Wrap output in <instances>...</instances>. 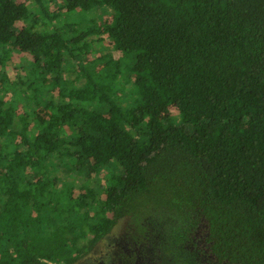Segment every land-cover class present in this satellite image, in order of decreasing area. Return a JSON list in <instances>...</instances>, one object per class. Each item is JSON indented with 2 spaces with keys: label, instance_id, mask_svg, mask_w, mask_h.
<instances>
[{
  "label": "trees",
  "instance_id": "16d2710c",
  "mask_svg": "<svg viewBox=\"0 0 264 264\" xmlns=\"http://www.w3.org/2000/svg\"><path fill=\"white\" fill-rule=\"evenodd\" d=\"M124 217L150 264H264V0H0V264Z\"/></svg>",
  "mask_w": 264,
  "mask_h": 264
},
{
  "label": "rangeland",
  "instance_id": "374dc122",
  "mask_svg": "<svg viewBox=\"0 0 264 264\" xmlns=\"http://www.w3.org/2000/svg\"><path fill=\"white\" fill-rule=\"evenodd\" d=\"M74 16V20H76V17H78V14H72L70 17L72 18ZM76 16V17H75ZM94 14L92 15H85L84 18L86 19H93ZM23 57L21 55H18L17 52L13 53V58L16 62L12 60V62L16 65L19 66V63L21 62ZM18 63V64H17ZM22 112V111H21ZM204 225H201V229H203ZM130 233V225H129V220L127 217H124L120 219L112 228L111 230L104 235L101 239L98 240L92 251L88 254L89 257L83 258L79 261L80 264H85V262L88 261L90 264H94L95 261L98 262L99 260H102L101 255L104 256L106 253H110L113 249H116L117 245L119 247V244L121 242V239H127L129 238ZM118 242V243H116ZM117 244V245H116ZM116 245V246H113ZM151 259V258H150ZM42 262L44 263H52L54 262L51 261H46L43 260ZM145 263V262H144Z\"/></svg>",
  "mask_w": 264,
  "mask_h": 264
},
{
  "label": "flooded vegetation",
  "instance_id": "af4514ba",
  "mask_svg": "<svg viewBox=\"0 0 264 264\" xmlns=\"http://www.w3.org/2000/svg\"><path fill=\"white\" fill-rule=\"evenodd\" d=\"M92 249L88 253L84 254L83 256H81L80 258L76 259L75 261L69 264H80L79 261L83 258L89 257L88 254L92 251ZM101 257L102 260H99L98 262L95 261L94 264H150L151 262V259L149 257H145L142 254L141 250H139L136 247V243L132 240L131 236H129V238L127 239L126 238L123 240L121 239L119 247L117 245L116 249H113L110 253H106L105 256L104 254L103 256L101 255ZM144 260H146V263H144ZM88 261L85 262V264H90ZM34 264H52V263L40 262ZM54 264H64V263H54Z\"/></svg>",
  "mask_w": 264,
  "mask_h": 264
}]
</instances>
